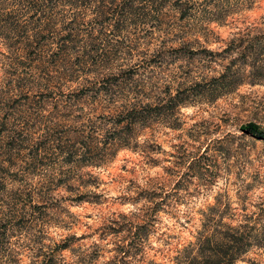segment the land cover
Listing matches in <instances>:
<instances>
[{
  "label": "trees",
  "instance_id": "1",
  "mask_svg": "<svg viewBox=\"0 0 264 264\" xmlns=\"http://www.w3.org/2000/svg\"><path fill=\"white\" fill-rule=\"evenodd\" d=\"M195 3L196 0H0V42L5 48L0 49L5 88L0 92V246L22 233L33 236L36 247L31 249L34 260L29 263H25L24 252L4 249L7 264H60L65 252L74 255L73 246L79 239L90 235L104 241L121 232L127 233L129 240L117 247L118 254L112 257L114 264H128V257L140 254L139 241L154 226L157 212L169 206L167 193L153 191L150 197L133 201L134 206L142 200L151 204L142 209L144 222L136 226L137 230L109 226L102 231L100 227L89 235L78 237L71 233L56 241L47 225L66 228L61 227V222L67 217L76 218L67 203L77 207L97 204L91 194L98 196L94 191L100 188V178L91 170L83 173V169L105 168L120 150L146 154L145 136L151 134L155 121L172 130L181 125L180 110L195 91L182 89L184 82L177 83L175 93L170 86L148 89V82L169 49L177 52L194 42L190 33L191 22L197 19ZM208 3L203 0L202 18L221 24V8L211 19L206 11ZM131 27L155 29L166 35L148 56L137 42L125 39ZM117 60L131 65L123 68L124 64L119 65ZM76 84L85 89L67 94L61 91ZM13 87L20 92V98L2 101L1 95L6 96L7 89ZM32 89L41 91L33 93ZM30 127L41 130L35 140L27 138ZM241 129L251 138L264 140V130L256 124L249 123ZM204 156L193 159L188 168L201 165L199 161ZM54 160L51 165L61 169L40 176L42 168ZM37 176L41 178L35 184ZM75 225L70 223L68 230ZM221 228L225 231L204 224L196 241L175 248L168 262L234 264L244 253L242 226L222 224ZM92 247L99 248V244L94 242ZM89 249L78 255L80 263L94 264L98 260V253Z\"/></svg>",
  "mask_w": 264,
  "mask_h": 264
},
{
  "label": "rangeland",
  "instance_id": "2",
  "mask_svg": "<svg viewBox=\"0 0 264 264\" xmlns=\"http://www.w3.org/2000/svg\"><path fill=\"white\" fill-rule=\"evenodd\" d=\"M195 5L197 19L191 22L190 33L194 42L177 52L169 49L148 82V89L170 86L175 93L177 83L184 82L182 89L195 91L180 110L181 125L172 130L155 121L151 134L145 136L146 154L120 150L105 168L83 169V173L91 170L100 178V188L94 191L98 196L91 194L97 204L77 207L67 203L76 218L64 217L61 227L66 228L47 225L56 241L71 233L89 235L100 227L102 231L109 226L137 230L136 226L144 222L142 209L151 204L142 200L134 206L133 201L150 197L155 191L167 193L169 206L157 212L154 226L139 241L140 254L128 257V264H170L168 258L174 249L195 242L204 224L217 226L222 232V224L241 225L244 253L234 264H264V140L251 138L241 129L253 123L264 130V0H209L207 15L216 17L220 7L221 24L202 18L203 0H196ZM124 35L149 56L166 34L131 27ZM0 49L5 51L1 42ZM120 64L127 68L131 62L122 60ZM2 89L0 69V92ZM16 89H7L9 94L1 95L2 101L20 98ZM76 89L85 87L76 84L61 91L67 94ZM15 125L21 126L19 122ZM40 133L38 127L26 130L29 140L37 139ZM201 154L205 155L201 165L190 170L189 163ZM54 162L43 167L39 175L58 172L61 166L51 165ZM73 222L75 228L68 230ZM33 239L22 233L9 238L4 247L0 246V264H7L3 253L10 248L24 252L25 263L34 260ZM97 239L90 235L79 239L73 246L74 255L65 252L60 264H84L78 255L89 248L98 253L94 264H114L117 247L126 244L129 237L121 232L108 240ZM94 242L99 248L92 247Z\"/></svg>",
  "mask_w": 264,
  "mask_h": 264
}]
</instances>
